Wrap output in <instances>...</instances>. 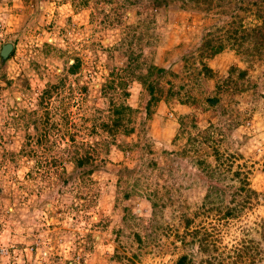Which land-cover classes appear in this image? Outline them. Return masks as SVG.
<instances>
[{
  "label": "rangeland",
  "instance_id": "1",
  "mask_svg": "<svg viewBox=\"0 0 264 264\" xmlns=\"http://www.w3.org/2000/svg\"><path fill=\"white\" fill-rule=\"evenodd\" d=\"M122 3L0 0V46L14 45L11 58L0 64V248L8 251L0 254V264H173L182 253L200 264L205 255L191 235L194 229L196 237L204 230L213 232L224 261L240 240L252 238L261 249L253 264H264V238L260 237L264 224V50L259 59L248 63L231 50L217 56L210 63L211 76L197 74L200 63L196 60L201 35L227 26L230 20L241 17L244 25L259 24L264 29L261 18L253 16L256 6L244 1L241 6L248 5V10L236 8L235 15L231 6L211 7L209 13H180L176 1L154 13L147 10L146 18H153L148 31L157 35L142 49L131 45L136 59L132 64L138 62L142 73L154 65L172 68L177 75L166 73L159 78L163 95L148 116L143 108L144 86L120 63L124 55L110 53L120 64L111 77L115 83L111 96L114 103L131 107L129 124L134 131L128 139L136 141L131 151L111 146L105 153L110 138L97 123L109 110L99 91V83L109 78L114 62L108 53L130 31L122 26L134 27L147 14L144 8L135 14V7L125 4L120 9L121 24L103 23L105 16L113 14V7ZM258 5L264 16V4ZM224 29L219 28L220 34ZM41 42L63 49V57L46 62L63 79L35 115L43 120L42 110H48L47 125L56 128L43 133L46 138L39 143L31 140L28 152V130L23 128L47 79L46 73L38 74L31 64ZM184 51L192 58L183 60ZM72 56L82 61L78 74L84 90L76 76L66 74L60 65ZM229 65L245 69L246 75L239 79L233 72L234 83L222 84ZM17 77L25 80L27 89H15ZM119 80L126 81L123 89ZM168 86L174 94L166 104L163 96ZM124 90L127 96L121 93ZM11 97L27 110L22 117L8 109ZM205 128L218 151L233 156L231 168L240 166L249 186L259 194L240 217L224 223L201 206L206 183L195 161L211 153V144L199 134ZM189 132L199 139L192 145L198 152L186 142ZM47 142L50 147H45ZM9 151L14 152L12 158ZM85 153L91 157L89 162L75 167L72 157ZM125 168L136 171L126 175L120 172ZM185 216L191 218L187 228ZM84 233L93 235L90 250L80 240ZM34 243L36 250L29 252V244Z\"/></svg>",
  "mask_w": 264,
  "mask_h": 264
},
{
  "label": "trees",
  "instance_id": "2",
  "mask_svg": "<svg viewBox=\"0 0 264 264\" xmlns=\"http://www.w3.org/2000/svg\"><path fill=\"white\" fill-rule=\"evenodd\" d=\"M123 3L120 6L113 7V14L109 17L104 18L103 23L119 25L122 23L123 14L120 12L122 6L132 5L135 7L134 13L136 11L138 14L140 9L146 10L147 14H144L142 18H138L137 25L134 27L129 26L128 24L123 25V28L130 29L124 32V37H119V40L116 43L112 44V50L108 53L109 57L111 54L113 56L124 55L125 59L121 60L120 63H124V67L128 73V75L136 77L139 82L144 86L145 93L147 94V99L144 102V111L146 115H150L151 108L160 101L163 95V87L159 83V78L164 76V74L168 73L171 76L175 77L177 74L173 72L172 68H164L158 67L154 65H149L145 68V72H139L140 68L138 62L132 64L134 62L135 57H133V50L131 45H137V47L142 49L145 45L147 46L151 39H155V33H150L148 28L151 26V22H153V18L149 19L151 16L146 18L149 11H157L158 9H164L170 2H178L177 11L180 13L193 11H202L203 13H209L211 7H226L231 6L230 9L233 10V15L236 14V8H240L242 11L248 10V5H242V2L247 1V3L253 6H256V12L253 13V16L256 18H261L262 22H264V16L262 14L261 9H259L260 3L264 4V0H122ZM139 9V10H137ZM149 10V11H147ZM219 11L224 12L222 9ZM152 15V14H151ZM244 18H237L234 20H230L227 26L219 27L225 28L222 31V34L219 32V28H215L214 30L206 31L200 37V42L196 46V60L200 63V68L197 69V74L203 72L204 75L211 76L212 69L210 68V63L217 56H220L228 51H232L235 55L239 57L243 62H251L253 60L259 59L264 50V29L262 25L259 24H251L244 25ZM137 26H140L142 29H138ZM142 26V27H141ZM138 29L136 33V37L134 34V30ZM132 30V31H131ZM149 34L152 35L149 37ZM134 37L136 39H134ZM149 41V42H148ZM12 44V43H11ZM100 45V44H99ZM100 47H102L100 45ZM14 45L12 44V50L10 53L2 59L0 57V64L8 61L13 55ZM37 54L36 57L33 58L31 64L35 67V71L40 74L42 72L46 73L47 79L43 85V88L40 90L39 98L36 103V107L28 111V116L31 120L24 125L25 129L28 130L25 136L26 142L25 147L28 152L32 151V148H29L31 140L39 143V139H45L46 136L43 135L52 128H56L55 124L47 125V120H49V111L42 110L43 120L35 117L39 109L43 108V101L45 105L47 104L45 100H48L53 92L56 91L62 86V79L60 78L61 73L59 71L52 70L49 65L46 64L47 59L50 57L61 58L63 49L49 44L47 42H41L39 46H37ZM111 53V54H110ZM183 60L191 59V53L188 52L180 55ZM113 57L111 56V59ZM114 62L111 64V68L109 70V78L102 80L99 83V91L101 98L108 106V113L103 120H100L97 123V127L106 133L110 140L107 142V146L105 149V153H108L111 149V146H114L120 152L131 151L132 145L135 143V139H128L130 135L133 133L134 128L133 125H130L131 117L130 113L132 111L129 105H123L121 103H114L112 99V91L114 90L115 83L113 82L112 75H114V68L118 65L117 60L114 59ZM136 61V59H135ZM82 61L78 56H72L71 60H65L63 64H60L63 68V71L71 76H76L77 81L80 84V89H85V84L79 78V69L81 67ZM59 65V63H57ZM138 69V71H135ZM236 72L237 78H244L246 75V70L242 68H238L235 65H229L226 70V75L220 79V83L222 84H231L234 83V80L231 78V74ZM3 79L5 80V75H3ZM1 77V76H0ZM7 80V79H6ZM22 80V82L20 81ZM54 80V81H53ZM58 80V81H56ZM124 80H119L118 85L121 89L124 88L125 85ZM8 84L11 83V80L7 81ZM167 83L171 82L167 80ZM15 89H27L28 84L22 78H15L14 85ZM218 88L220 84H217ZM121 93L125 96L128 95L127 92L121 91ZM173 95L174 93L170 89V86L167 87L166 95H164V102L167 104V98ZM12 104L8 109L15 110L17 112L18 117H22L24 113L27 112L24 106H21L18 102L14 100V97L9 98ZM15 104V105H14ZM44 123L43 126H39L37 120ZM183 120L180 119L178 125L181 127L183 124ZM25 123V122H24ZM194 127V122L191 123ZM184 127L182 126V129ZM90 130L95 131V126L91 127ZM200 136L204 139V142L211 144V153L208 156L211 158H203L198 157L195 161V166L199 169L200 174H202V178L206 183L205 192L203 195V203L201 204L202 208H205L206 211L216 215V219L222 220L223 223L228 220L238 218L242 215L243 212L247 208L251 206L250 200L256 199L259 195L254 189L249 186L248 179L246 173L240 169V166L236 164V168L232 169L233 165V156L231 154H224L219 152L216 148V144H213L211 132L205 128L203 131L199 132ZM177 137V136H175ZM71 139V138H70ZM175 138H173L174 140ZM172 140V141H173ZM47 141V140H45ZM198 141L196 135H192L190 132L186 137V142L189 145H194V143ZM51 142H47L45 147H50ZM24 147V148H25ZM193 147V146H192ZM24 151V150H23ZM194 152H198L196 147H193ZM14 152L9 151L8 154L12 158V154ZM72 157V156H71ZM69 157L68 159H70ZM73 164L75 167H81L84 164H87L90 160V156L85 153L83 155L73 156ZM55 162L51 160V164ZM99 166V164H96ZM65 172V168H62ZM131 171H136L135 168L129 170L125 168L124 170H120V172H125L128 175ZM229 173V174H228ZM118 177H121L119 174ZM68 176L64 179L67 180ZM119 179V178H118ZM233 184H230L229 182ZM164 192H167L164 189ZM227 197V198H226ZM155 207V204H152V210ZM191 218L184 217V227H188L190 225ZM262 229L260 232V237L264 238V224L261 225ZM211 229H215L211 226ZM217 231V229H216ZM198 230L194 229L191 232V235L197 238V245L199 251L203 253L204 258L199 261L200 264H253L256 259H259V253L261 251L259 242L254 241L252 238H247L245 240H240L239 243L234 245L232 248L231 255L230 252L226 256L228 261H224V257L218 250V238L213 235V232L210 230H204L198 237H196ZM190 233V232H189ZM93 235L84 233L81 234L80 240L87 242V248L91 249V243L93 242ZM193 241V240H192ZM79 242V241H77ZM218 253V256L214 254ZM71 263V262H70ZM173 264H194L190 257L186 253L179 254L174 260Z\"/></svg>",
  "mask_w": 264,
  "mask_h": 264
},
{
  "label": "water",
  "instance_id": "3",
  "mask_svg": "<svg viewBox=\"0 0 264 264\" xmlns=\"http://www.w3.org/2000/svg\"><path fill=\"white\" fill-rule=\"evenodd\" d=\"M11 50H12V44L10 42H5L0 46V57L4 59L10 53Z\"/></svg>",
  "mask_w": 264,
  "mask_h": 264
},
{
  "label": "built area",
  "instance_id": "4",
  "mask_svg": "<svg viewBox=\"0 0 264 264\" xmlns=\"http://www.w3.org/2000/svg\"><path fill=\"white\" fill-rule=\"evenodd\" d=\"M35 246H36V243H34V244H29L28 251L31 252L32 250H36V249H35V248H36ZM0 254H8L7 249L1 247V248H0Z\"/></svg>",
  "mask_w": 264,
  "mask_h": 264
}]
</instances>
